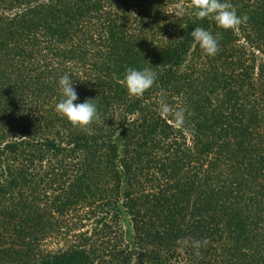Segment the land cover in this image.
Masks as SVG:
<instances>
[{
    "label": "trees",
    "instance_id": "obj_1",
    "mask_svg": "<svg viewBox=\"0 0 264 264\" xmlns=\"http://www.w3.org/2000/svg\"><path fill=\"white\" fill-rule=\"evenodd\" d=\"M230 2L235 30L190 0H0V264H264V0ZM128 67L157 74L141 97ZM64 73L91 135L55 111Z\"/></svg>",
    "mask_w": 264,
    "mask_h": 264
},
{
    "label": "clouds",
    "instance_id": "obj_2",
    "mask_svg": "<svg viewBox=\"0 0 264 264\" xmlns=\"http://www.w3.org/2000/svg\"><path fill=\"white\" fill-rule=\"evenodd\" d=\"M192 14L199 20L209 19L224 30H235L241 25L246 24L250 17L247 14L239 15L237 6L232 4L230 0H190ZM185 8L179 5L176 15L183 17ZM193 38L194 46L199 45L203 52L210 56H216L220 51V34L215 36L212 32L203 27H195L190 33ZM157 74L151 68H143L137 70L133 67L126 68L124 78L121 84L127 89L130 96L141 97L156 82ZM61 97L59 102L55 104L57 114L66 118L73 127L91 135L90 125L100 119L97 105L94 99H85L83 103H74L78 100V94L73 87V79L69 73H64L58 81ZM160 112L164 116L173 117L177 123H183V112L174 109L168 104L161 105ZM209 241L204 240L192 241V247L197 249L196 254L199 255V249L207 246ZM136 257L132 258V264H135Z\"/></svg>",
    "mask_w": 264,
    "mask_h": 264
},
{
    "label": "rangeland",
    "instance_id": "obj_3",
    "mask_svg": "<svg viewBox=\"0 0 264 264\" xmlns=\"http://www.w3.org/2000/svg\"><path fill=\"white\" fill-rule=\"evenodd\" d=\"M122 224H123V226H124V234H125V237L127 238V239H129V235H130V230H129V226H128V223H127V220H122Z\"/></svg>",
    "mask_w": 264,
    "mask_h": 264
}]
</instances>
